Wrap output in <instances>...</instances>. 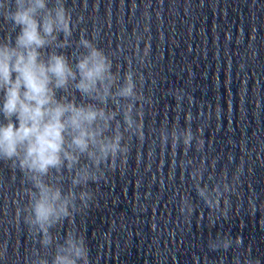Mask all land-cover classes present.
<instances>
[{"label":"clouds","instance_id":"obj_1","mask_svg":"<svg viewBox=\"0 0 264 264\" xmlns=\"http://www.w3.org/2000/svg\"><path fill=\"white\" fill-rule=\"evenodd\" d=\"M82 20L73 19L66 0H0V164L11 171V182L17 173L20 178L19 191L0 211L7 216L11 204V224L22 225L36 245L24 264H92L84 231L69 227L61 237L59 229L87 215L96 203L93 186L107 183L108 173L126 171L133 141L146 139L145 114L154 112L141 71L149 64L147 40L133 33L124 51L118 47L107 52L96 43L99 30L91 38L81 31L73 39ZM118 55L126 63L123 73L114 62ZM172 96L177 113L185 100L192 105L194 99L182 89L173 90ZM202 115L207 119L211 113L194 116L187 111L183 126L178 118L170 125L165 120L149 132L160 152L181 149L184 158L178 166L183 174L187 171L208 210L206 216L202 211L199 215L213 227L234 213L231 198L240 199L244 166H237L231 176L223 170L217 177L215 160L188 157L193 149L204 151V125L192 127ZM198 207L189 195L180 196L184 222ZM7 247L6 241L0 243L2 264L8 261ZM207 248L225 254L242 249L231 264H261L240 236L218 233L208 239ZM193 264H199L195 255Z\"/></svg>","mask_w":264,"mask_h":264}]
</instances>
